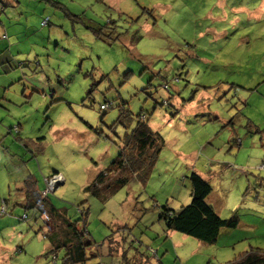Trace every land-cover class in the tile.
<instances>
[{
	"label": "rangeland",
	"instance_id": "rangeland-1",
	"mask_svg": "<svg viewBox=\"0 0 264 264\" xmlns=\"http://www.w3.org/2000/svg\"><path fill=\"white\" fill-rule=\"evenodd\" d=\"M18 5L23 41L0 101V264H69L73 242L79 264H224L264 249V0ZM192 172L238 223L210 244L174 231V247L158 215L189 202ZM53 173L62 183L40 201ZM51 207L86 233L62 240Z\"/></svg>",
	"mask_w": 264,
	"mask_h": 264
},
{
	"label": "trees",
	"instance_id": "trees-1",
	"mask_svg": "<svg viewBox=\"0 0 264 264\" xmlns=\"http://www.w3.org/2000/svg\"><path fill=\"white\" fill-rule=\"evenodd\" d=\"M99 30V29H98ZM99 33V31H95ZM105 108L104 104H100ZM102 109V108H101ZM147 144L143 142L142 146L145 147L147 145L153 144L152 141H148ZM189 197L190 200L187 204L182 205L177 211L171 210L165 206L160 209L158 218L165 224L166 229H171L177 232H180L184 235L191 236L196 240H199L203 243H213L217 236L220 233L221 229H232L237 226L238 218L237 216H230L228 218H221L218 214L213 210L212 206L205 201V198L210 193L211 187L208 181L201 176L197 175L196 173L192 172L189 177ZM47 193L39 194L42 196L39 200L47 197ZM39 204L36 205L37 207L40 206ZM38 202V201H37ZM28 206H35L34 202L30 203ZM53 207L49 209V211L41 210L42 212H48L53 218L51 221L53 222L52 225L57 224L58 228L63 230V234L61 235L62 240L68 242L69 235H76L78 236L77 232H81L80 234H85L86 231L84 227H76L73 222L77 220L70 221L66 218L65 215L58 214ZM84 212L80 210L79 214L82 215ZM83 229V230H82ZM53 230L50 228V231ZM70 241V240H69ZM108 244L116 243L113 237L107 241ZM80 243L78 246L72 244H68L66 246L73 247V249L79 254L81 250ZM77 257H70L67 261L66 253L63 257L64 263L69 264H79L78 262L81 261V253ZM224 264H264V249L260 248H250L248 250L239 252L236 254L231 260H228Z\"/></svg>",
	"mask_w": 264,
	"mask_h": 264
},
{
	"label": "crops",
	"instance_id": "crops-1",
	"mask_svg": "<svg viewBox=\"0 0 264 264\" xmlns=\"http://www.w3.org/2000/svg\"><path fill=\"white\" fill-rule=\"evenodd\" d=\"M17 6L19 7L18 0H0V101L3 102L7 101L5 96L7 90L6 88L14 84V77H13L14 75L11 74V72L14 70V68L11 66L12 64L11 57L13 56V53H11V49L19 44V39L23 41V32L19 34L20 32L15 30L12 26V24H14L13 23L14 16L17 15L18 17V15L21 14V11L17 9ZM17 20L19 21L21 20V18L18 17ZM28 48H26V50ZM53 174H57V173H53ZM57 175L61 177L60 174ZM203 178L207 179L208 175L204 176ZM60 183H62V180L60 181ZM21 192L24 200L23 206L27 207L29 205V199H28L29 193L26 190H21ZM173 232L174 230L171 229L165 230V234L170 239L171 244L174 247H177L180 244V242L184 240L183 239L184 237L174 238L175 233ZM108 245H109L108 249H111L110 246H112V244H108ZM116 255H118V253H116ZM145 263L146 261L144 260L142 264Z\"/></svg>",
	"mask_w": 264,
	"mask_h": 264
},
{
	"label": "built area",
	"instance_id": "built-area-1",
	"mask_svg": "<svg viewBox=\"0 0 264 264\" xmlns=\"http://www.w3.org/2000/svg\"><path fill=\"white\" fill-rule=\"evenodd\" d=\"M103 108V106H100ZM61 177L57 174H52L50 177H44L43 182L45 184L44 189L41 191V194H45L46 192L53 191L55 186L60 183ZM111 264H117V263H111Z\"/></svg>",
	"mask_w": 264,
	"mask_h": 264
}]
</instances>
